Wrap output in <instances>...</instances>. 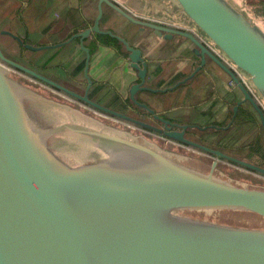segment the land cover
<instances>
[{"label":"water","instance_id":"water-1","mask_svg":"<svg viewBox=\"0 0 264 264\" xmlns=\"http://www.w3.org/2000/svg\"><path fill=\"white\" fill-rule=\"evenodd\" d=\"M190 21L233 63L246 73L264 99V33L251 25L226 0H176ZM129 22L153 31L157 38L174 36L188 40L199 64L174 86L163 90L144 86L146 63L142 52L109 31H102V5ZM98 15L92 27L54 45L34 47L8 31L24 49H55L79 38L85 53L83 95L7 59L0 49V264H264V229L240 228L177 215L192 210L243 211L264 219V191L238 187L216 179L218 161H226L264 177V169L227 156L184 137L168 120L159 118L147 105L138 103L140 91L166 93L192 79L212 61L242 95L232 109L228 129L239 107L248 103L264 132V112L236 75L191 31L138 19L113 0H98ZM91 33L120 41L128 52L138 83L129 88L130 100L163 124L159 129L107 109L88 99L89 50L83 41ZM9 69L77 99L90 109L143 129L161 134L214 159L209 172L191 171L162 153L142 144L108 136L83 127L62 124L39 129L29 118L23 97L34 103L67 109L42 98L9 77ZM71 129L95 141L109 144V156L101 161L70 166L48 147L49 134ZM205 130V129H202ZM99 145V146H100Z\"/></svg>","mask_w":264,"mask_h":264},{"label":"trees","instance_id":"trees-1","mask_svg":"<svg viewBox=\"0 0 264 264\" xmlns=\"http://www.w3.org/2000/svg\"><path fill=\"white\" fill-rule=\"evenodd\" d=\"M1 1L2 2H0V8H1L0 30L9 31L10 33L19 37L24 44H29L34 47L48 45L49 44L48 42H51L50 44L52 45L58 43V41L55 42L49 41V39L47 38L55 35V33L54 32L52 33L51 31L54 30L55 27L60 29L62 26L61 20L65 19V17L64 18L62 17V19L58 20L57 22H49V25L52 26L51 31H46L44 35L39 31L40 29H36L37 26L35 27L34 24L36 21L35 19H37V17L40 16V12L37 13V12L27 11L29 9L30 3H32V7L35 5L36 2L35 0H28L29 4L23 6L22 8L18 7V5L15 4L14 0H12L11 1L12 6L10 5V7L7 9L5 7L2 8L6 0H1ZM77 1L80 4L81 3L80 1L82 0H77ZM171 1L175 4L176 8L182 12L181 7L178 5L177 1L176 0H171ZM226 2L230 6H232L238 13L243 15V17L247 21H249L251 25H256L251 18L253 14H257L261 11L260 14L264 16V13H262V11L264 10V0H226ZM97 3L98 0H86V7L88 9V15H87V19L89 22L88 26L90 27H92L94 20L98 15ZM186 19L187 21H179L178 25L184 28H188V30L194 32L198 39H201L202 41H205L210 46H212L215 50H217L220 53L222 57H224V59H226L233 67H235L233 63L194 25V23L188 19L187 16ZM256 26H258L264 33L263 25L259 24ZM90 27L86 26L82 29L74 30L73 32L70 33V35L66 39L59 42L66 41L74 34L81 33L82 31ZM99 28L102 31H109L113 35L122 38L127 43H129V45L133 48L146 49V50H150L152 48L158 49L156 45L157 37L153 34L152 30L147 28L141 30L140 26L129 22L123 16H121L119 13H117L115 10H113L111 7L105 4L102 5V18L99 22ZM144 34L147 35L144 36ZM44 36L46 37L44 38ZM41 37H43L44 39L42 40ZM3 38L11 41L17 50L15 53L9 54L7 53L8 50H6L5 47L0 43V49L3 55L7 59L15 63H18L19 65L51 80L52 82H55L56 80V81H63L68 83L69 81L72 82L73 79L75 80L76 77H82L84 79L83 72H84L86 56L79 46V38H75L74 40H72L69 44H67L68 46L65 45L55 49L40 50L36 52L24 49L14 39H12L9 36H5V35L0 36V40ZM135 38L137 39L134 40ZM132 40L134 41L132 42ZM137 40L138 42H136ZM186 41L191 45V43L188 40ZM83 42L85 43L88 42L86 48L89 50L90 58L95 53L97 46H103L108 49L114 50L120 57L126 59L129 62L128 52L125 50L124 45L113 37H110L108 35L91 33L90 36L86 38ZM75 46L79 49L78 50L79 56L76 58V60L73 63L71 64L69 63L67 66H64V64L66 63L64 57L71 55L73 53V50L69 51V49L71 48L73 49V47ZM64 49H68V50L65 51ZM235 68L237 69L239 74L247 81V84L253 93L250 94L255 99V101L260 105L261 109L264 112V99H262V97L257 93V90L253 87L250 77L246 73L238 69L237 67ZM160 71L166 73L167 76H169L166 78L167 80H163V81L160 80L153 84H151L149 81L148 82L145 81L144 86L150 89L163 90L174 86L177 82L185 79L193 72L192 69L186 70L182 65L174 66V68H172V66H163V67L158 66L156 72L159 73ZM182 72H185V74L182 75ZM200 72H198L196 76H198ZM20 74L23 75V73ZM9 77L16 80L17 82L22 83V85H26L30 88L36 89L39 92V94L43 95L44 97H47L48 99L54 100L53 98H55L63 101L65 104H68L67 101H64L63 99H61L57 95H54L53 93L48 91V89L42 86L44 85L45 87L52 89L51 87H49L48 85L42 82L40 83L39 81H36L35 79L29 76L26 77L34 81L35 84H32L26 81L25 79H22V77H18L17 79L15 76H12L10 74ZM90 80L92 82V85L88 93V99L100 105H105L111 110L113 109L114 111H118L142 123L152 124V118L150 117V114L146 109L138 106L137 104H135V102L130 101L129 97L125 99L124 102H121L118 96L108 97L109 95L108 93L106 95L104 94L103 85L95 83L91 78ZM191 80L187 81L185 84L187 85L188 83H190ZM180 88L182 87H179L173 90L172 92L169 91L168 92L171 95H173ZM106 97L109 98V102L108 103L103 101L101 102V99L104 100ZM199 108H200L199 105H194V107L193 106L191 107L190 112L194 114V116L189 117V120H185V121L177 120V122L173 121L176 125V127H174V130L179 131L180 130L179 126H187L184 135L186 139L194 143H198L200 145L208 147L210 149L218 150L227 156L236 158L240 161L264 169V132L262 130L257 114L254 112L253 108L248 103H244L239 107L234 122L228 129H223V128L227 126L231 118L233 107L227 109L226 115L222 119L221 118L215 119L216 118L215 115H211L210 112H209L210 114L207 112H201L199 111ZM116 126L119 129L121 128L119 125ZM196 151L201 152L199 150ZM201 153L205 154L210 158L212 157L207 153L204 152ZM204 162L206 164L209 163L211 165L212 160L210 161L209 159H205ZM232 166L247 170L245 168L236 165H232ZM192 211H221V212L246 214L248 216L256 218L261 223V225L258 226V228L264 229V219L256 215H253L251 213H247L243 211H232V210H192ZM184 212H189V211H184Z\"/></svg>","mask_w":264,"mask_h":264},{"label":"crops","instance_id":"crops-1","mask_svg":"<svg viewBox=\"0 0 264 264\" xmlns=\"http://www.w3.org/2000/svg\"><path fill=\"white\" fill-rule=\"evenodd\" d=\"M35 1V5L33 7L32 3H30L27 11L37 13L40 12V16L35 19L37 22L35 21L34 24L35 27L37 26L36 29H40L39 31L44 35L46 31H51L52 26L49 25V22H57L62 19V17H65V19L61 20V28L58 29L55 27L54 30L51 31L52 33H55L53 37L62 35L63 38L61 40L66 39L74 30H79L86 26L90 27L88 26L89 22L87 19L88 9L86 7V0L80 1L82 4H79L77 0ZM114 1L120 5L123 4L120 0ZM145 1V4L152 2V0ZM157 5L158 7H171L172 9L177 10L175 4L171 0H158ZM23 6L26 5H22L21 8ZM124 7L133 15L144 18L142 14L137 13V10H134V7L129 5ZM2 8H4V6ZM260 13L261 11L250 16L256 25L260 24L264 26V16ZM262 13H264V10ZM149 17L150 16H148V18ZM150 19H153L157 23L184 28L179 26L178 23L160 19L155 16H151ZM146 35L147 34H144V36ZM45 37L46 36H44V38ZM44 38L41 37L42 40ZM136 39L137 38L134 40ZM134 40H132V42ZM49 41L51 40L49 39ZM136 42H138V40ZM48 43V45H52L50 44L51 42ZM87 44L88 42H83L84 47H87ZM156 45L158 49H139L142 52V58L146 63V81H149L151 84L160 80H167L166 78L169 77L166 73L161 71L159 73L156 72L158 66H172V68H174V66L182 65L186 70L192 69L193 71L199 64L198 58L192 53V45H190L183 38L177 36H174L169 40L157 38ZM78 50L79 49L75 46L73 47V53L64 57V60L66 61L64 66H67L69 63L71 64L76 60L79 56ZM88 69L89 76L92 75V77L89 78H91L95 83L104 86V94L106 95L108 93V97L118 96L121 102H124V100L128 98L130 86L139 82L134 70L130 69L129 62L120 57L114 50L103 46H97L95 53L90 58ZM184 74L185 72H182V75ZM196 75L192 80L190 79V83L187 85L183 84L184 87L182 85L179 86L182 88H180L176 93H172L173 95L166 92L161 93L158 96L156 95L157 93L140 91V93L138 92V102L147 105L148 108L153 110L157 116L159 115L165 119L177 122V120H189V116L187 118H183L178 115L174 116L170 109L172 107L187 104L188 107H185L184 110H190L192 106L194 107V105H191V103H193L192 100L195 101L196 105L200 106L199 111L207 113L210 112L211 115H215V119H222L225 117L227 109L234 107L238 101H241L242 95L240 91L235 85L230 86L231 80L212 61L207 59L205 67L198 74V76ZM84 79L82 77H76L75 80H72V85H74L76 90L79 89L82 92L86 87V79ZM102 101L108 103L109 98L106 97L104 100L101 99V102Z\"/></svg>","mask_w":264,"mask_h":264},{"label":"rangeland","instance_id":"rangeland-1","mask_svg":"<svg viewBox=\"0 0 264 264\" xmlns=\"http://www.w3.org/2000/svg\"><path fill=\"white\" fill-rule=\"evenodd\" d=\"M123 6H132L137 13L142 14L144 18L148 16H155L160 19L178 23L179 21H187L186 16L180 10H174L171 7H158V0H152L147 4L145 0H120ZM62 35L58 37H49L51 41L55 42L61 40ZM62 41V40H61ZM64 42V41H63ZM0 43L5 47L7 53H15L16 47L8 39H1ZM68 46V45H66ZM65 51L68 49H64ZM73 50L72 48L69 51ZM10 75L22 77L26 81L35 84L30 78L16 72L15 70L9 69ZM92 77V75L90 76ZM12 79V78H11ZM14 80V79H13ZM16 81V80H15ZM17 82V81H16ZM20 85L22 83L18 82ZM68 84H70L68 82ZM32 93L41 96L49 101H52L58 105L67 107L69 110L60 111L55 107L51 106H40L34 103V100H29L23 97V103L27 109L29 118L39 129H55L60 127L62 124L69 125L68 127H83L93 131L102 132L105 135L122 138L131 142L145 145L162 153L169 160L173 161L177 165L187 168L191 171H195L200 174H207L209 172L210 164L205 163V159L212 158L198 152L196 150L187 148L175 144L173 141H169L160 135L145 131L141 128L129 127L128 124L117 122V120L106 117L103 114L95 112L87 108L85 105L79 104L69 98H61L67 101L65 104L59 99H48L43 95L39 94L36 89L30 88L26 85H22ZM161 93H157L159 96ZM57 95V94H56ZM59 97V96H58ZM190 99V98H189ZM191 100V99H190ZM191 105H196L195 101L192 100ZM63 102V103H62ZM40 104V103H38ZM42 105V104H41ZM187 104L172 107L170 110L174 116L178 115L183 118L188 116H194L190 110L185 111ZM119 125L121 128H117ZM48 147L50 150L58 155L63 161L70 166L83 165L88 163L97 162L104 160L109 156L110 149L109 144L100 145L95 144V141L88 139L85 136L75 133L71 129L60 130L51 133L47 137ZM100 145V146H99ZM214 177L216 179L228 182L232 185L250 189H257L264 191V177L251 173L247 170L232 166L226 162L219 161L218 166L214 171ZM177 215L182 217H188L195 220L207 221L211 223L229 225L240 228H257L261 223L254 217L246 214L232 213V212H221V211H181Z\"/></svg>","mask_w":264,"mask_h":264},{"label":"flooded vegetation","instance_id":"flooded-vegetation-1","mask_svg":"<svg viewBox=\"0 0 264 264\" xmlns=\"http://www.w3.org/2000/svg\"><path fill=\"white\" fill-rule=\"evenodd\" d=\"M11 1L12 0H6V2H4V4H3V6L7 9V8H9L10 7V5L12 4L11 3ZM45 1H49V0H45ZM114 1V0H113ZM0 2H2L1 0H0ZM14 2H15V4H17L18 5V7H20L21 8V6L22 5H28L29 3H28V0H14ZM115 3H117L116 1H114ZM21 5V6H20ZM117 5H119V7L121 8V9H123L124 11H126V12H128V13H130L132 16H134V17H136V18H138V19H141V20H144V21H150V22H156V21H154L153 19H150V17L148 18H142V17H137V16H135V15H133L130 11H128L123 5H120V4H118L117 3ZM2 6V7H3ZM12 6V5H11ZM0 10H1V8H0ZM180 26V25H179ZM175 27V26H174ZM177 28H180L181 29V27H178V26H176ZM183 29H185V28H183ZM187 31H190V30H188V29H186ZM2 31H6V30H0V32H2ZM9 32V31H8ZM192 32V31H191ZM194 35H196L194 32H192ZM12 34V33H11ZM14 35V34H13ZM0 36H4V35H0ZM6 36V35H5ZM132 69V68H131ZM133 70V69H132ZM135 72V71H134ZM136 73V72H135ZM136 76H137V74H136ZM55 83H57V84H59V85H61L62 87H64V88H66V89H68V90H70V91H72V92H74V93H76V94H78V95H83V93H84V91H85V89H86V87L83 89V91L81 92L79 89H77L76 90V88H74V85H72L73 83L72 82H70L69 81V83L70 84H68V83H66V82H63V81H56L55 80ZM138 83V82H137ZM92 85V84H91ZM86 86H87V82H86ZM42 87H44V88H46V89H48V91H50L51 93H53L54 95H56L57 94V96H59L60 98H63L64 99V97L63 96H65L66 98H69V99H71V100H73V101H75V102H77V103H79V104H82V105H85L84 103H82L81 101H79V100H77V99H74V98H72V97H70V96H67V95H65V94H63L62 92H60V91H57V90H55V89H50V88H48V87H45L44 85L42 86ZM91 88V87H90ZM89 91H90V89H89ZM89 91H88V93H89ZM61 95H63V96H61ZM138 94L139 93H137L136 95H135V100L138 102ZM128 95H129V93H128ZM87 96H88V94H87ZM129 97V96H128ZM129 99H130V97H129ZM131 101V100H130ZM138 103H140V102H138ZM37 105H40V106H44V104H42L41 105V103L40 104H38V103H36ZM142 104V103H141ZM45 106H47V105H45ZM86 106V105H85ZM101 106H103V107H105V108H107V109H109L108 107H106L105 105H101ZM87 108H89L88 106H86ZM233 109V108H232ZM67 109H63V110H60V111H66ZM111 110V109H110ZM112 111H114L113 109H112ZM115 112H117V113H120V112H118V111H115ZM120 114H122V113H120ZM124 115V114H123ZM232 116V115H231ZM150 117L152 118V124L151 123H147V124H149L150 126H153V127H156V128H159V129H162L163 128V124L159 121V120H157V119H154L151 115H150ZM158 117L159 118H161V119H164V120H168V121H170L172 124H175L172 120H170V119H165V118H163V117H161V116H159L158 115ZM133 119V118H132ZM122 121V120H121ZM230 121V120H229ZM122 122H124V123H128V122H125V121H122ZM229 123V122H228ZM130 124V123H129ZM131 125H133V124H131ZM228 125V124H227ZM133 126H135V125H133ZM135 127H137V126H135ZM139 128V127H138ZM141 129H143V128H141ZM143 130H145V131H148V132H151V133H154V134H157V133H155V132H153V131H151V130H146V129H143ZM172 130H174V128H172ZM175 131V130H174ZM157 135H160V136H162L163 138H165L163 135H161V134H157ZM170 141V140H169ZM172 142V141H171ZM174 142V141H173ZM175 143V142H174ZM179 145V144H178ZM59 157V156H58ZM60 158V157H59ZM212 158V157H211ZM61 159V158H60ZM63 160V159H62ZM214 159L212 158V161H213ZM99 161H101V160H99ZM98 162V161H97ZM219 162V161H218ZM218 162H217V164H218Z\"/></svg>","mask_w":264,"mask_h":264},{"label":"built area","instance_id":"built-area-1","mask_svg":"<svg viewBox=\"0 0 264 264\" xmlns=\"http://www.w3.org/2000/svg\"><path fill=\"white\" fill-rule=\"evenodd\" d=\"M200 41L204 44V45H206V47L212 52V53H214L235 75H236V77L239 79V81L242 83V85L248 90V92L249 93H252V90L250 89V87L248 86V84H247V81L239 74V72L237 71V69L235 68V67H233L226 59H224V57H222L221 55H220V53L217 51V50H215L212 46H210L208 43H206L205 41H202L201 39H200ZM230 86H234V83L231 81V83H230ZM60 94V93H59ZM253 94V93H252ZM61 95V94H60ZM61 96H63V95H61ZM64 98H66L65 96H63ZM92 110V109H91ZM95 112H97V111H95ZM97 113H99V112H97ZM100 114H102V113H100ZM103 115H105V114H103ZM106 117H110V118H113V117H111V116H108V115H105ZM113 119H115V120H117V122L119 121V122H122L121 120H118V119H116V118H113ZM122 123H124V122H122ZM125 124H128L129 125V127H133V125H131V124H129V123H125ZM133 128H135V126L133 127ZM136 128H138V127H136Z\"/></svg>","mask_w":264,"mask_h":264},{"label":"bare ground","instance_id":"bare-ground-1","mask_svg":"<svg viewBox=\"0 0 264 264\" xmlns=\"http://www.w3.org/2000/svg\"><path fill=\"white\" fill-rule=\"evenodd\" d=\"M105 146V145H104Z\"/></svg>","mask_w":264,"mask_h":264}]
</instances>
